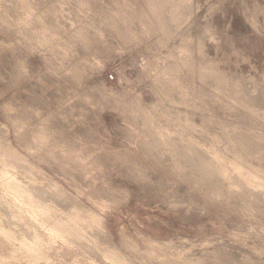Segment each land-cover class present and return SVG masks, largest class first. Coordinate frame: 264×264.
I'll use <instances>...</instances> for the list:
<instances>
[{"label":"clouds","instance_id":"clouds-1","mask_svg":"<svg viewBox=\"0 0 264 264\" xmlns=\"http://www.w3.org/2000/svg\"><path fill=\"white\" fill-rule=\"evenodd\" d=\"M0 264H264V0H0Z\"/></svg>","mask_w":264,"mask_h":264}]
</instances>
